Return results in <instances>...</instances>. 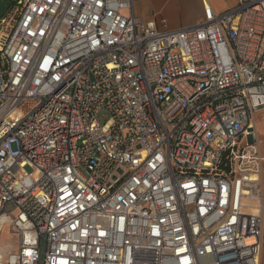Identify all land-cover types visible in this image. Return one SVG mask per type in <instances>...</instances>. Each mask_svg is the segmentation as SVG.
Here are the masks:
<instances>
[{
    "label": "built area",
    "instance_id": "obj_1",
    "mask_svg": "<svg viewBox=\"0 0 264 264\" xmlns=\"http://www.w3.org/2000/svg\"><path fill=\"white\" fill-rule=\"evenodd\" d=\"M133 1L0 0V264H262L264 0Z\"/></svg>",
    "mask_w": 264,
    "mask_h": 264
},
{
    "label": "crops",
    "instance_id": "obj_2",
    "mask_svg": "<svg viewBox=\"0 0 264 264\" xmlns=\"http://www.w3.org/2000/svg\"><path fill=\"white\" fill-rule=\"evenodd\" d=\"M221 13L237 6L238 0H134L133 14L142 22L153 21L158 28L192 26L203 17V3Z\"/></svg>",
    "mask_w": 264,
    "mask_h": 264
},
{
    "label": "rangeland",
    "instance_id": "obj_3",
    "mask_svg": "<svg viewBox=\"0 0 264 264\" xmlns=\"http://www.w3.org/2000/svg\"><path fill=\"white\" fill-rule=\"evenodd\" d=\"M33 105L32 101H28L26 103H23L19 106V109L25 111L29 109ZM255 121H256V127L258 130V136L262 140V143L260 145V150L262 155L264 156V111H259L255 113L254 115ZM1 243L2 244H7L8 242H15V237L9 235V233L4 230L1 237H0ZM264 264V260L262 262Z\"/></svg>",
    "mask_w": 264,
    "mask_h": 264
},
{
    "label": "water",
    "instance_id": "obj_4",
    "mask_svg": "<svg viewBox=\"0 0 264 264\" xmlns=\"http://www.w3.org/2000/svg\"><path fill=\"white\" fill-rule=\"evenodd\" d=\"M3 5H4V3L0 4V14H1V8H2Z\"/></svg>",
    "mask_w": 264,
    "mask_h": 264
}]
</instances>
